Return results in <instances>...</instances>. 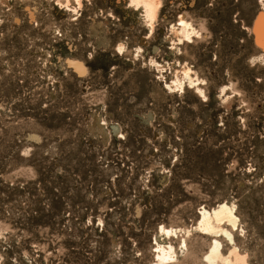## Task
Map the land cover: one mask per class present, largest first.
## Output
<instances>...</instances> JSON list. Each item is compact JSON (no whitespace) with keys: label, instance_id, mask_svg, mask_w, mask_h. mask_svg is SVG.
<instances>
[{"label":"rangeland","instance_id":"1","mask_svg":"<svg viewBox=\"0 0 264 264\" xmlns=\"http://www.w3.org/2000/svg\"><path fill=\"white\" fill-rule=\"evenodd\" d=\"M157 5L0 0V264H264V0Z\"/></svg>","mask_w":264,"mask_h":264},{"label":"bare ground","instance_id":"2","mask_svg":"<svg viewBox=\"0 0 264 264\" xmlns=\"http://www.w3.org/2000/svg\"><path fill=\"white\" fill-rule=\"evenodd\" d=\"M136 2L141 3V4L143 5L144 9L146 10V12H147L151 17H153L154 14L156 15V13H155V9H157V8H156V5L158 4V0H136ZM146 5L149 6L147 9H146V7H145ZM183 24H184V27L187 26L186 22H184V21H183ZM258 28H259L258 31L264 36V19L261 21V23L259 24ZM262 38H263V37H262ZM263 39H264V38H263ZM71 63L73 64L74 68H75L78 72L81 73V72L84 71V66H83L80 62H78V61H72ZM231 212H232V211H231ZM231 212H230L229 209H227V208L223 205V207L221 206L219 210H217V211H215V212L213 213V219H214V218H215V219L226 218V219H228L229 221L234 222L235 217L233 216V214H232ZM202 213H203V212H202ZM211 216H212V215H210V214L208 213V211H205V212L203 213V216H202V217H204L205 222L208 223V222L211 220ZM216 221H218V220H216ZM204 228H205V227H204ZM209 231H211V230L209 229ZM212 232H213V229H212ZM219 244H220L219 242L215 241L214 246H213V248H212V250H211V252H210V255H209V257H208V259H209L212 263H214V260H215L217 257L220 256V251L218 250ZM164 253H165V252H164ZM168 253H169V252H168ZM168 255H169V254H168ZM168 255H167V256H168ZM221 255H222V254H221ZM164 256H166V255H164ZM228 262H229V264H239V262H238V255H235L234 260H233L232 262H231V261H228Z\"/></svg>","mask_w":264,"mask_h":264},{"label":"clouds","instance_id":"3","mask_svg":"<svg viewBox=\"0 0 264 264\" xmlns=\"http://www.w3.org/2000/svg\"><path fill=\"white\" fill-rule=\"evenodd\" d=\"M63 7V6H62ZM146 9L149 7L148 5L145 6ZM157 7H159V5H157ZM187 27V26H186ZM192 34H196V33H192ZM185 75L187 76V73H185ZM201 96H203V93H200ZM24 154H27V153H24ZM235 225V223H233ZM225 235L227 236L228 234L225 233ZM241 235H243V232H241ZM229 240L231 241V237L229 236L228 237ZM233 252H235V249H233ZM162 259H166V258H162ZM246 259V257H238V262L239 264H244V260ZM226 264H227V261H226Z\"/></svg>","mask_w":264,"mask_h":264}]
</instances>
